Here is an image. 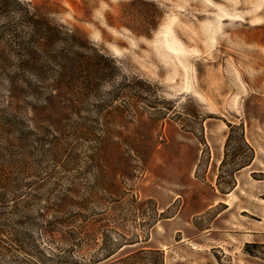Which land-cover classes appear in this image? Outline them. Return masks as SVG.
<instances>
[{
	"label": "rangeland",
	"instance_id": "rangeland-1",
	"mask_svg": "<svg viewBox=\"0 0 264 264\" xmlns=\"http://www.w3.org/2000/svg\"><path fill=\"white\" fill-rule=\"evenodd\" d=\"M19 1L115 72L76 109L13 107L3 52L0 264H264V0Z\"/></svg>",
	"mask_w": 264,
	"mask_h": 264
},
{
	"label": "trees",
	"instance_id": "trees-1",
	"mask_svg": "<svg viewBox=\"0 0 264 264\" xmlns=\"http://www.w3.org/2000/svg\"><path fill=\"white\" fill-rule=\"evenodd\" d=\"M10 13L19 14L20 19L13 24L9 23L5 18ZM77 33L78 30L75 29L70 34L61 35L59 25L44 16L29 13L26 4L19 0H0V62H3V52L8 48L14 55V68L7 78V97L13 107L21 108L19 105H25L26 100L31 99L34 108L50 113L56 104L66 103L73 110L80 100L98 89L102 81L114 75L115 66L107 63L111 60L97 51L92 52L87 39ZM55 48L58 50L55 51ZM52 50L54 55L50 56ZM44 54L48 57L47 62H44V58L41 59ZM228 127L227 139L232 130L238 129L230 124ZM9 129L11 131L12 126L0 120V133L6 136ZM242 141L244 142L243 137ZM14 168L10 162L5 166L0 165V203L5 196L3 189L11 191L15 187L11 185L15 183L17 170L14 171ZM7 220L0 219V233L8 226ZM15 224L20 227L28 226L25 220H19ZM24 229L21 234L16 230L9 233L14 243L16 242L15 248L26 252L31 245L24 242L25 238H30L29 230L27 227ZM48 232H53V229H43V233ZM249 246H257V243H247L246 247ZM152 251L157 253V250ZM246 251L249 252L247 249ZM23 261L25 264H36ZM15 262L20 263L22 259H16ZM61 262L73 264V261L66 258ZM157 264H161L160 260Z\"/></svg>",
	"mask_w": 264,
	"mask_h": 264
}]
</instances>
